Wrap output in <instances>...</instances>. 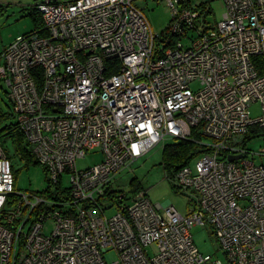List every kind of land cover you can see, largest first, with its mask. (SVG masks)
I'll list each match as a JSON object with an SVG mask.
<instances>
[{"label": "built area", "instance_id": "obj_1", "mask_svg": "<svg viewBox=\"0 0 264 264\" xmlns=\"http://www.w3.org/2000/svg\"><path fill=\"white\" fill-rule=\"evenodd\" d=\"M135 1L41 0L42 29L4 48L14 122L58 189L17 193L0 145V264H264V167L250 160L264 151L248 148L264 138V0H222L215 26L210 7L165 0L160 33ZM166 138L201 150L173 177L185 215L117 188ZM91 152L102 161L79 170ZM195 227L225 260L199 252Z\"/></svg>", "mask_w": 264, "mask_h": 264}, {"label": "rangeland", "instance_id": "obj_2", "mask_svg": "<svg viewBox=\"0 0 264 264\" xmlns=\"http://www.w3.org/2000/svg\"><path fill=\"white\" fill-rule=\"evenodd\" d=\"M16 0L0 1L3 5L15 2ZM5 2V3H4ZM222 0H191V5L194 8L210 7L211 13L205 18L208 26H215L222 19V14L225 13ZM135 7L141 10L146 19L149 20L152 30L156 33H160L169 25L171 21V11L166 6L165 0H138L134 2ZM19 6H10L7 13H0V61L1 55L4 48L9 46L19 35H24L33 32L37 29L33 17L29 14L20 12ZM196 35L195 31L190 33ZM186 46H189L188 39L182 41ZM2 64V62H0ZM193 89L199 87L198 83L192 85ZM8 96V87L3 81L0 80V131L6 127L15 124L13 117V105ZM250 111L252 117L257 118L261 116L260 105L254 104L251 106ZM210 139H204V143H210ZM176 141L173 139L166 138L164 144L161 143L159 146L148 152L135 164H132L131 170L126 171L121 179L117 183V188L122 190L129 197L133 196L136 192L133 189L132 182L139 184L141 187L140 191L147 192L151 201L157 205L161 204L164 207L174 206L178 212L185 215L189 210L188 197L181 191L174 188L173 176H171L170 170L164 168V156L163 149L165 146L172 145ZM5 147L8 151L9 158L16 171L15 191L20 194L31 195L34 193H42L49 187L47 181V174L41 165H35L29 163L17 154L16 144L13 138L6 136L3 138V143L0 145ZM248 148L253 150L256 154L264 151V138H257L252 141ZM28 151L32 152V146H28ZM103 159V155L100 152H91L86 154L85 158L78 159L77 168L79 170H85L92 166L99 164ZM195 158L193 162H195ZM250 160H254L258 166L264 167V156H252ZM64 186L69 185L67 177L63 179ZM114 209L106 212L107 216L114 214ZM53 226L52 221H48L45 226V233H49ZM192 238L195 247L203 255H210L212 259L225 260L223 252L219 249L218 244L211 230L208 227H195L192 230ZM112 255H107V260L111 261Z\"/></svg>", "mask_w": 264, "mask_h": 264}, {"label": "trees", "instance_id": "obj_3", "mask_svg": "<svg viewBox=\"0 0 264 264\" xmlns=\"http://www.w3.org/2000/svg\"><path fill=\"white\" fill-rule=\"evenodd\" d=\"M30 16L33 17V20L36 24L37 29H42L43 23H42V18L40 16V13L36 9V7L32 10H30L29 13ZM167 28V27H166ZM0 117L2 115L0 114ZM14 117V116H13ZM21 131L17 128L16 123L12 126L6 127L3 130L0 131V143H3V138L6 136H10L13 138L14 143L16 144V151L17 154L22 158L23 160L33 163L35 165H39L38 161L35 159L34 155L32 152L28 151V146L27 142L25 141V138ZM3 146V144H2ZM4 147V146H3ZM5 148V147H4ZM6 150V149H5ZM8 158L10 157L8 154V151L6 150ZM163 156H164V168L166 170H170L171 176L175 177L174 175L185 165L189 164L199 153L201 152L200 148L196 145H194L190 141H185V140H176V142L172 145L165 146L163 149ZM11 159V158H10ZM13 166V171H14V177L16 181V171L14 170ZM44 169V168H43ZM46 174H47V181L49 182V187L47 190H45L42 193H38L41 196H44L45 198H53L54 196H57L56 189L58 187L56 185H53V183L49 178V174L46 169H44ZM134 186L135 192L140 191L141 187L139 184L132 182ZM67 192L66 190L62 191ZM63 195V194H62ZM67 195V194H66ZM65 198L66 196L63 195Z\"/></svg>", "mask_w": 264, "mask_h": 264}, {"label": "crops", "instance_id": "obj_4", "mask_svg": "<svg viewBox=\"0 0 264 264\" xmlns=\"http://www.w3.org/2000/svg\"><path fill=\"white\" fill-rule=\"evenodd\" d=\"M0 1H6V0H0ZM12 1V0H9ZM41 0H16L15 2H12L13 5L19 6L21 8L22 13L29 14L30 10L34 9L36 5L40 2ZM5 3V2H4ZM11 3L3 5L2 2H0V13H7L8 9L13 7Z\"/></svg>", "mask_w": 264, "mask_h": 264}, {"label": "water", "instance_id": "obj_5", "mask_svg": "<svg viewBox=\"0 0 264 264\" xmlns=\"http://www.w3.org/2000/svg\"><path fill=\"white\" fill-rule=\"evenodd\" d=\"M237 159H240V158L239 157H231L230 161H234V160H237Z\"/></svg>", "mask_w": 264, "mask_h": 264}]
</instances>
